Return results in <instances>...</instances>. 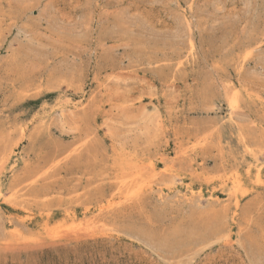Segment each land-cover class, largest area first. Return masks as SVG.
Here are the masks:
<instances>
[{
    "label": "rangeland",
    "instance_id": "obj_1",
    "mask_svg": "<svg viewBox=\"0 0 264 264\" xmlns=\"http://www.w3.org/2000/svg\"><path fill=\"white\" fill-rule=\"evenodd\" d=\"M0 264H264V0H0Z\"/></svg>",
    "mask_w": 264,
    "mask_h": 264
}]
</instances>
